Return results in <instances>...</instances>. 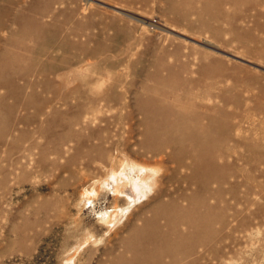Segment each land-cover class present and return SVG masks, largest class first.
<instances>
[{
    "label": "rangeland",
    "instance_id": "374dc122",
    "mask_svg": "<svg viewBox=\"0 0 264 264\" xmlns=\"http://www.w3.org/2000/svg\"><path fill=\"white\" fill-rule=\"evenodd\" d=\"M0 264H264V0H0Z\"/></svg>",
    "mask_w": 264,
    "mask_h": 264
},
{
    "label": "bare ground",
    "instance_id": "6f19581e",
    "mask_svg": "<svg viewBox=\"0 0 264 264\" xmlns=\"http://www.w3.org/2000/svg\"><path fill=\"white\" fill-rule=\"evenodd\" d=\"M138 168V167H135ZM130 164H126L120 172L112 171V175L105 181V188L118 194H124L128 201L135 202L138 200V192L144 184L150 181V171L144 170L135 172Z\"/></svg>",
    "mask_w": 264,
    "mask_h": 264
},
{
    "label": "water",
    "instance_id": "95a60500",
    "mask_svg": "<svg viewBox=\"0 0 264 264\" xmlns=\"http://www.w3.org/2000/svg\"><path fill=\"white\" fill-rule=\"evenodd\" d=\"M111 7V6H110ZM112 8H114V9H117V8H115V7H112ZM119 10V9H118ZM123 12V11H122ZM123 13H125V12H123Z\"/></svg>",
    "mask_w": 264,
    "mask_h": 264
}]
</instances>
